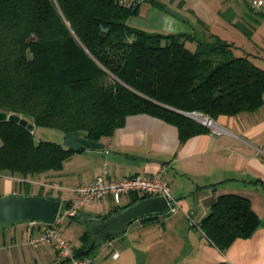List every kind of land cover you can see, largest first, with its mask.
<instances>
[{
  "label": "trees",
  "instance_id": "16d2710c",
  "mask_svg": "<svg viewBox=\"0 0 264 264\" xmlns=\"http://www.w3.org/2000/svg\"><path fill=\"white\" fill-rule=\"evenodd\" d=\"M137 5L122 0H0V111L98 142L123 126L128 115L146 113L176 125L183 142L210 128L182 112L216 121L261 107L264 66L256 56L235 55L231 43L214 35L208 41L195 33L129 24ZM188 41L196 44L194 50ZM0 139V169L27 185L40 173L60 170L84 149L36 140L32 128L9 120L0 121ZM52 182L41 180L40 186ZM25 191L29 194V186ZM131 194L130 203L147 196ZM259 225L250 200L238 193L220 194L199 222L221 252ZM88 237L86 230L82 239ZM93 247L85 244L75 254L89 256Z\"/></svg>",
  "mask_w": 264,
  "mask_h": 264
},
{
  "label": "crops",
  "instance_id": "0c3cea01",
  "mask_svg": "<svg viewBox=\"0 0 264 264\" xmlns=\"http://www.w3.org/2000/svg\"><path fill=\"white\" fill-rule=\"evenodd\" d=\"M122 1L129 3L131 0ZM156 1L161 6L151 0L138 2L137 14L131 15L127 22L149 31L195 34L197 24L202 28V34H196L199 38L206 40L204 37L208 36L210 41L216 36L231 43L235 55L256 56L264 62V52L257 47L252 49V37L264 24V10L252 9L250 0ZM213 26H216V32ZM238 41L250 42L251 47L239 45ZM216 123L218 131L210 128L181 142L176 125L146 113L128 115L123 126L100 141L104 144L102 148H84L64 161L60 170L46 171L34 177L57 182L58 188L71 192L75 185L89 182L102 173L112 178L130 174L151 175L164 164L167 167L164 179L177 201L175 212L159 215L153 220L136 219L132 221L136 226L127 229V225L125 233L103 238L101 231L97 230L98 223L113 213V209L131 204L132 192L122 195L119 203L106 195L95 201L96 210H92L94 207L86 210L83 208L85 204L79 209L78 215L90 221V228H87L89 237L88 241L82 239L77 246L73 244L74 247L78 249L85 244L98 246L105 239L112 242L118 236L128 238L133 247L148 240L143 246L149 253L163 249L164 253L172 256V251L180 250L181 255L171 264H215L219 261L264 264V109L259 107L253 112L221 115ZM22 185L9 170L0 169V198L24 194L26 191ZM39 193L57 196L61 199V207L64 205L62 193L40 192L29 187V194ZM224 193L246 196L260 219V225L250 236L237 238L221 252L208 240L199 222L217 197ZM72 196L70 194L66 200ZM161 223L169 235L158 244V241L151 240V236L154 226ZM131 232H134L132 236ZM174 233L178 234L176 238ZM28 235L27 222L0 223V264H66L53 245L32 246L28 243ZM93 251L94 248L88 253L93 259L92 264ZM130 251L123 248L116 258L112 257L109 263L104 261V264L156 262L153 258H157L155 253H150L149 262L142 263Z\"/></svg>",
  "mask_w": 264,
  "mask_h": 264
},
{
  "label": "built area",
  "instance_id": "2783aa9c",
  "mask_svg": "<svg viewBox=\"0 0 264 264\" xmlns=\"http://www.w3.org/2000/svg\"><path fill=\"white\" fill-rule=\"evenodd\" d=\"M249 6L254 10H264V0H250ZM261 108L264 109V95L261 98ZM203 117V120L196 118V115ZM191 116L201 121L206 126H213L211 129L218 131V124L208 116H204L198 112H191ZM216 124V126L214 124ZM167 167L162 164L151 174H130L121 178H112L106 173L97 175L89 182L79 183L71 188L72 197L68 200L66 206L60 207L57 217L53 223L47 224L41 221L28 220V243L32 246L43 244L53 245L58 251L60 257L66 264H92L93 259L90 256H76L74 245L64 238L58 225L66 217L77 216L79 209L86 203L97 201L102 197L109 195L119 203L122 195L131 192L145 193L150 195H163L169 203L168 212L177 210V201L171 194L170 187L165 181ZM51 187H59V183L52 182ZM117 251H113L111 257L116 258Z\"/></svg>",
  "mask_w": 264,
  "mask_h": 264
},
{
  "label": "water",
  "instance_id": "95a60500",
  "mask_svg": "<svg viewBox=\"0 0 264 264\" xmlns=\"http://www.w3.org/2000/svg\"><path fill=\"white\" fill-rule=\"evenodd\" d=\"M141 2L143 0H131ZM190 117L191 113L182 112ZM15 121L32 128L27 119L15 113L0 111V121ZM84 148H102L104 144L92 141L85 137H73ZM169 203L163 195H150L126 205L103 218L98 223L97 230L103 237L106 235H118L124 232L132 221L148 215H162L168 212ZM61 207V199L52 195L40 194H11L0 198V223L9 225L22 223L28 220L41 221L47 224L53 223Z\"/></svg>",
  "mask_w": 264,
  "mask_h": 264
},
{
  "label": "rangeland",
  "instance_id": "374dc122",
  "mask_svg": "<svg viewBox=\"0 0 264 264\" xmlns=\"http://www.w3.org/2000/svg\"><path fill=\"white\" fill-rule=\"evenodd\" d=\"M213 30L216 32V26H213ZM194 31L198 35L202 34L201 33L202 32L201 26H198L196 24ZM204 38L206 40H209L208 36H206ZM245 39H247V38H245ZM252 40H253L252 49H255L257 47L259 49V51L264 52V24H262L258 27V33L252 37ZM237 44L242 45V46L245 45V46L251 47L250 42L245 43L242 41L241 42L238 41ZM195 45L196 44L194 42L188 41L186 43V46L191 50L195 49ZM259 64L261 66H264V62L260 61ZM192 119L201 123V121L196 120L193 117H192ZM28 122L32 124V130L34 133V138L36 140H39V139L51 140L54 142H58V143L62 144L63 146H66V147L80 146V144L77 143L73 139V137L67 136L65 133H63L59 129L35 126L31 119ZM212 127L213 126H210L209 128H212ZM57 178H58V176H57ZM39 180H41L40 177H39ZM39 180L37 178L36 179L34 178L28 185L23 182L22 186H23V188H26L29 186L31 190L40 191V192L43 190L51 192V193H59L60 192V193H62V202L65 201L66 198H68L70 196V194H72L69 190L64 189L63 187H61V188L51 187L50 185H45L44 187H41ZM95 205H96V202L93 201V202L86 203L83 208L88 210V208L94 207L92 210H96ZM177 209H178V207H177ZM169 213H173V212H167L166 215H168ZM163 215H165V214H163ZM194 219H196V217H194ZM87 220H88V218H85L80 214L78 215L77 218L66 217L58 225V227H59L60 231L62 232L64 238L70 239L72 244L77 246L80 243H82L81 236L83 235V233L87 230V228H90V226H89L90 221H87ZM132 225L136 226V223L133 224V222H132L131 224H129L127 226V229H129V227ZM154 227H155V230L152 231L153 236H151V240H156V241H158V244H159V242L163 239H166V237L169 234L164 231V227H163L162 223L160 225H155ZM140 231H143V230H140ZM131 233H132L131 234V236H132L134 232H131ZM144 234L148 235L147 231L146 232L144 231ZM176 236H178V234L176 235L174 233L173 237L176 238ZM117 237L118 236H116V238L112 242H110V241L108 242V239H105L98 246L93 247L94 251H93L92 256L94 257V264H99V263L104 264L105 263L104 261H107V263H109L108 261H109V259H112L111 254H112L114 249H116L115 251L118 250L119 252L122 251L123 248H126V250L131 249V251H130L131 255H134V257L137 258V261L142 262V263L149 262L151 255L155 253L157 256V258L155 256L153 257L155 259L154 262L156 261L155 264H171L172 261H175V259L179 255H181V253H182L180 250H174L171 253L172 256H170V255L168 256L166 254V252L164 253L163 249L162 250L157 249V250H155V252L151 251L150 252L151 255H150L149 251L145 250L146 248L143 246V244H146L148 242V240H146V242L141 241V243L139 242V244H135L133 247V244L131 243V241L128 238L121 239V238H117ZM110 239H112V238H110ZM136 245H138V246H136ZM165 255H167V257Z\"/></svg>",
  "mask_w": 264,
  "mask_h": 264
},
{
  "label": "bare ground",
  "instance_id": "6f19581e",
  "mask_svg": "<svg viewBox=\"0 0 264 264\" xmlns=\"http://www.w3.org/2000/svg\"><path fill=\"white\" fill-rule=\"evenodd\" d=\"M199 117V118H198ZM196 118H198L199 120H203V117H201L200 115H196ZM211 124H214L213 122ZM216 126V124H214Z\"/></svg>",
  "mask_w": 264,
  "mask_h": 264
}]
</instances>
